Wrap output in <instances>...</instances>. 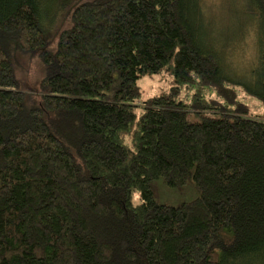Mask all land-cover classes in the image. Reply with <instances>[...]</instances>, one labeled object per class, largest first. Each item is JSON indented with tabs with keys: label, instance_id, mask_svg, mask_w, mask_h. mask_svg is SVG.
I'll return each mask as SVG.
<instances>
[{
	"label": "trees",
	"instance_id": "16d2710c",
	"mask_svg": "<svg viewBox=\"0 0 264 264\" xmlns=\"http://www.w3.org/2000/svg\"><path fill=\"white\" fill-rule=\"evenodd\" d=\"M239 91L264 102V0H0V264H264V115Z\"/></svg>",
	"mask_w": 264,
	"mask_h": 264
},
{
	"label": "rangeland",
	"instance_id": "374dc122",
	"mask_svg": "<svg viewBox=\"0 0 264 264\" xmlns=\"http://www.w3.org/2000/svg\"><path fill=\"white\" fill-rule=\"evenodd\" d=\"M233 48V53L230 54L231 59L235 65L240 64L239 67L243 71H246L247 67L251 63L257 62V53L254 42L251 39V32L247 42L244 44H236ZM18 59L15 61L16 78L19 82V88L25 91L32 99H38L41 96L40 84L46 75L45 68L38 58L31 57L29 55L19 54ZM139 87L141 91V100L144 102L152 97L156 96L164 90L170 88V79L164 75H154L152 77H144L139 81ZM186 96L187 92H186ZM213 98L214 95H212ZM239 99L249 107V114L251 116H263L264 115V102L256 97L249 95L247 92L239 91ZM137 203V199L134 200Z\"/></svg>",
	"mask_w": 264,
	"mask_h": 264
}]
</instances>
